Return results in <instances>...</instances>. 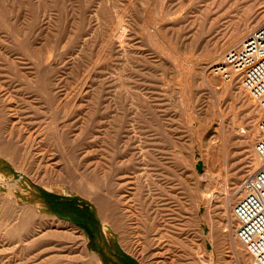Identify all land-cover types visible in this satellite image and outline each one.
Masks as SVG:
<instances>
[{
  "label": "rangeland",
  "instance_id": "1",
  "mask_svg": "<svg viewBox=\"0 0 264 264\" xmlns=\"http://www.w3.org/2000/svg\"><path fill=\"white\" fill-rule=\"evenodd\" d=\"M263 22L264 0H0V264H251L232 209L263 110L214 67Z\"/></svg>",
  "mask_w": 264,
  "mask_h": 264
},
{
  "label": "built area",
  "instance_id": "2",
  "mask_svg": "<svg viewBox=\"0 0 264 264\" xmlns=\"http://www.w3.org/2000/svg\"><path fill=\"white\" fill-rule=\"evenodd\" d=\"M215 67V71L228 79L238 75L242 86L251 92L263 110L258 122L260 136L255 143L262 164L243 180L244 193L234 203L232 211L236 236L251 254L253 264H264V22L239 45L228 49Z\"/></svg>",
  "mask_w": 264,
  "mask_h": 264
},
{
  "label": "bare ground",
  "instance_id": "3",
  "mask_svg": "<svg viewBox=\"0 0 264 264\" xmlns=\"http://www.w3.org/2000/svg\"><path fill=\"white\" fill-rule=\"evenodd\" d=\"M239 44V43H238ZM237 46V45H236ZM216 69V67H215ZM207 76V75H206ZM210 78V77H209ZM259 129V128H258ZM261 159V158H259ZM257 165V164H256ZM236 235V234H235ZM236 243V242H235ZM202 255V254H201ZM204 260H205V264H213V257L211 254H205V256L203 255ZM252 258V257H250ZM251 264H253V262H250Z\"/></svg>",
  "mask_w": 264,
  "mask_h": 264
},
{
  "label": "trees",
  "instance_id": "4",
  "mask_svg": "<svg viewBox=\"0 0 264 264\" xmlns=\"http://www.w3.org/2000/svg\"><path fill=\"white\" fill-rule=\"evenodd\" d=\"M47 194L49 195V196H51L52 198H55V199H58V197H56L54 194H52V193H49V192H47ZM71 199L70 198H65L64 200H62V201H64V202H69Z\"/></svg>",
  "mask_w": 264,
  "mask_h": 264
},
{
  "label": "water",
  "instance_id": "5",
  "mask_svg": "<svg viewBox=\"0 0 264 264\" xmlns=\"http://www.w3.org/2000/svg\"><path fill=\"white\" fill-rule=\"evenodd\" d=\"M85 225H86V224H85ZM87 227H88V230L91 231L90 227H89V226H87Z\"/></svg>",
  "mask_w": 264,
  "mask_h": 264
}]
</instances>
